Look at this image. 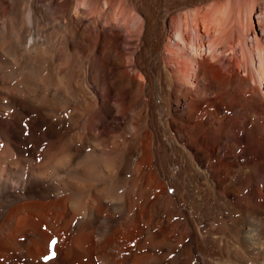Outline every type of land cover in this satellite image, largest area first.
<instances>
[{
  "label": "bare ground",
  "instance_id": "obj_1",
  "mask_svg": "<svg viewBox=\"0 0 264 264\" xmlns=\"http://www.w3.org/2000/svg\"><path fill=\"white\" fill-rule=\"evenodd\" d=\"M263 21L0 0V264H264Z\"/></svg>",
  "mask_w": 264,
  "mask_h": 264
},
{
  "label": "rangeland",
  "instance_id": "obj_2",
  "mask_svg": "<svg viewBox=\"0 0 264 264\" xmlns=\"http://www.w3.org/2000/svg\"><path fill=\"white\" fill-rule=\"evenodd\" d=\"M262 23L264 25V21ZM254 24H255L256 27L259 26V23H258V20L256 19V17H254ZM120 31L119 32L121 33V35H123V36L126 35L125 37L127 39H129L128 34H126L127 31H125V30H120ZM203 35H205V34H203ZM134 45H135V43L131 39L128 40L127 44H124V46H127V47H133ZM234 48H231V50L230 49H227V51L226 50H222L221 48L216 49V50L215 49H212V50H210V52L212 54H214V58L216 57L215 59L220 58L221 60H223V61H226L227 60L226 62H228L235 55L236 50ZM262 86L264 87V82H262ZM49 258H50V256H49Z\"/></svg>",
  "mask_w": 264,
  "mask_h": 264
}]
</instances>
